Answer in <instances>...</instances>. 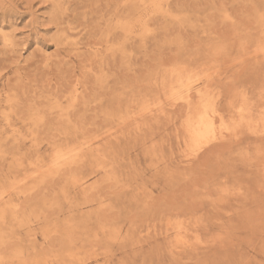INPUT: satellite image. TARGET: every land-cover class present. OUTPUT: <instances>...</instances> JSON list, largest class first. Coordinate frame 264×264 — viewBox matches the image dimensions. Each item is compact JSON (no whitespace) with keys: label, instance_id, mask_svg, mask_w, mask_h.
<instances>
[{"label":"rangeland","instance_id":"rangeland-1","mask_svg":"<svg viewBox=\"0 0 264 264\" xmlns=\"http://www.w3.org/2000/svg\"><path fill=\"white\" fill-rule=\"evenodd\" d=\"M0 264H264V0H0Z\"/></svg>","mask_w":264,"mask_h":264},{"label":"bare ground","instance_id":"bare-ground-1","mask_svg":"<svg viewBox=\"0 0 264 264\" xmlns=\"http://www.w3.org/2000/svg\"><path fill=\"white\" fill-rule=\"evenodd\" d=\"M170 1V0H169ZM130 2V1H129ZM127 4V3H126ZM170 6V5H169ZM131 7V6H130ZM118 9V8H117ZM119 10V9H118ZM135 13V12H134ZM119 14V13H118ZM118 14H117V16H118ZM122 16V15H121ZM134 16V15H133ZM128 17V16H127ZM111 19V18H110ZM103 20V19H102ZM156 20V19H155ZM111 21V20H110ZM128 21V20H127ZM126 21V22H127ZM148 21V20H147ZM110 24V23H109ZM108 24V25H109ZM122 29H124V28H122ZM122 31V30H121ZM112 35V34H111ZM155 37V36H154ZM123 41V40H122ZM129 41V40H128ZM124 47V46H123ZM114 54V53H113ZM116 58V57H115ZM116 60V59H115ZM14 98V97H13ZM12 101V100H11ZM19 108H21V107H19ZM17 114V113H16ZM18 117V116H17ZM2 146V145H1ZM6 150V149H5ZM4 151V150H3Z\"/></svg>","mask_w":264,"mask_h":264}]
</instances>
